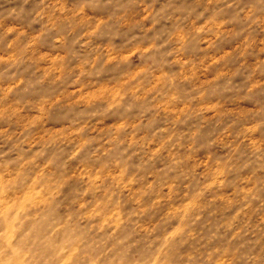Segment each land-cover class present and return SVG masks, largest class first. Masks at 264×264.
Masks as SVG:
<instances>
[{
  "label": "clouds",
  "instance_id": "1",
  "mask_svg": "<svg viewBox=\"0 0 264 264\" xmlns=\"http://www.w3.org/2000/svg\"><path fill=\"white\" fill-rule=\"evenodd\" d=\"M0 264H264V0H0Z\"/></svg>",
  "mask_w": 264,
  "mask_h": 264
}]
</instances>
